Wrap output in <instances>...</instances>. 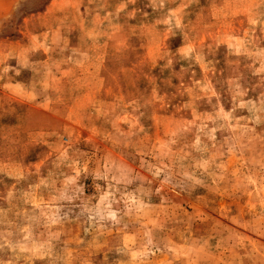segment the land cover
I'll return each mask as SVG.
<instances>
[{
  "label": "rangeland",
  "instance_id": "rangeland-1",
  "mask_svg": "<svg viewBox=\"0 0 264 264\" xmlns=\"http://www.w3.org/2000/svg\"><path fill=\"white\" fill-rule=\"evenodd\" d=\"M0 264H264V0H0Z\"/></svg>",
  "mask_w": 264,
  "mask_h": 264
}]
</instances>
